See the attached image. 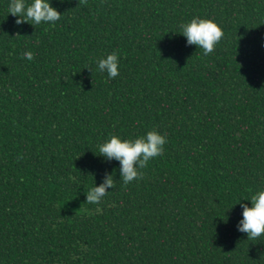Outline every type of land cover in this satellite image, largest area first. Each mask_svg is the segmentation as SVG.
<instances>
[{"label":"trees","instance_id":"trees-1","mask_svg":"<svg viewBox=\"0 0 264 264\" xmlns=\"http://www.w3.org/2000/svg\"><path fill=\"white\" fill-rule=\"evenodd\" d=\"M10 2L0 264H264V236L238 230L264 191V0H51L55 26L17 25ZM197 17L224 32L208 55L179 33ZM113 52L114 79L97 70ZM153 129L163 154L124 186L99 145ZM106 173L115 187L87 203Z\"/></svg>","mask_w":264,"mask_h":264},{"label":"clouds","instance_id":"clouds-1","mask_svg":"<svg viewBox=\"0 0 264 264\" xmlns=\"http://www.w3.org/2000/svg\"><path fill=\"white\" fill-rule=\"evenodd\" d=\"M80 3L87 5V0H79ZM8 12L19 17L15 21L17 25L28 22L35 26L42 23H50L55 26L62 15L52 6L51 0H33L31 4H26V0H11ZM180 27L179 33L187 38V43L196 45L203 50L205 55L212 53L224 36L222 27L208 18H193ZM17 35L20 34L17 33ZM23 58L31 61L34 59V54L31 51L25 52ZM86 68L93 71L92 67ZM97 70L107 73L109 78H116L120 74L118 53L113 52L108 54L106 58L99 59ZM167 142V137L155 129L134 140L122 139L117 135H112L108 141L99 145V155L104 156L109 161H119L120 178L124 186H127L135 180L144 178V173L140 170L147 168L150 160L163 154L164 145ZM114 187L113 174L106 173L103 183L98 186L95 185L86 192V202L99 204L103 197L108 194L109 189ZM250 201L251 206L247 203L242 205L243 218L238 224V230L247 233L248 239L255 241L264 236V191L252 195Z\"/></svg>","mask_w":264,"mask_h":264}]
</instances>
